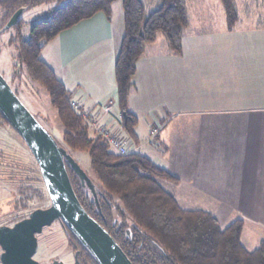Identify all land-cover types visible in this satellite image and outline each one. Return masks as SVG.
Wrapping results in <instances>:
<instances>
[{"label":"crops","instance_id":"crops-1","mask_svg":"<svg viewBox=\"0 0 264 264\" xmlns=\"http://www.w3.org/2000/svg\"><path fill=\"white\" fill-rule=\"evenodd\" d=\"M259 2L258 19L240 21L232 31L221 4L218 28L199 14L203 7H190L192 17L186 3L193 24L183 32L181 54H173L159 33L136 63L127 111L142 118L147 134L158 130L151 145L159 155L153 159L163 157L158 164L174 177L173 188L186 181L193 198L208 205L264 206V0ZM123 35V8L112 7L109 19L96 13L59 33L40 53L72 103L109 130L119 120L112 97ZM109 99L113 109L106 112ZM126 140L133 151L144 147Z\"/></svg>","mask_w":264,"mask_h":264},{"label":"trees","instance_id":"trees-1","mask_svg":"<svg viewBox=\"0 0 264 264\" xmlns=\"http://www.w3.org/2000/svg\"><path fill=\"white\" fill-rule=\"evenodd\" d=\"M115 1L0 0V34L13 31L9 39L14 48L13 77L18 80L20 73H25L31 82L42 87L62 125L61 141L53 137L58 146L68 155L71 150L88 154L90 172L86 174L94 185L96 199L94 194L92 198L83 196L77 177L67 167L80 204L112 236L132 264H264V240L250 251L240 244L241 221L222 227L210 213L177 207L171 191L162 185L165 180L175 179L158 164L159 158L150 159L126 145L129 153L118 155L100 136L92 135L90 124L96 121L84 115L79 107L72 108L71 92L40 59L44 46L62 31L96 13L109 19ZM219 1L226 15V29L232 31L240 22L237 1ZM254 2L260 4L259 0ZM121 3L124 35L114 64L116 92L112 98L123 121L125 116L127 127L128 122L135 121L127 111V103L136 63L145 46L161 33L168 49L180 55L182 35L189 20L186 0H121ZM45 5L50 6L48 11L36 20L21 21L25 11ZM18 9L23 12L17 23L6 29V23ZM12 90L18 97L16 88ZM3 122L8 124L0 113V123ZM67 232L81 249L78 257L82 263L97 264L77 238Z\"/></svg>","mask_w":264,"mask_h":264},{"label":"rangeland","instance_id":"rangeland-1","mask_svg":"<svg viewBox=\"0 0 264 264\" xmlns=\"http://www.w3.org/2000/svg\"><path fill=\"white\" fill-rule=\"evenodd\" d=\"M186 1L188 12L190 7L192 9L196 6L198 8L203 7V11L199 12V14L210 20L207 24L218 28L223 26L224 15L221 9L222 5L220 6L221 3H219L220 1ZM236 1L238 18L239 21H243V25H249L251 21L254 22L258 19V11L262 10L259 3H255L254 0ZM49 7V5H45L25 11L21 15V21L30 22L36 20L39 16L46 13ZM112 7L114 10L122 7L121 0H116ZM246 9H249V11L245 12ZM1 13L0 9V15ZM189 14L193 17L192 10H190ZM112 16L115 17L116 13H112ZM189 21L193 24L191 19ZM1 28L2 23L0 24ZM12 34L13 31L0 34V74L11 88H16L18 98L25 108L56 140L61 141L62 125L42 87L39 84L31 82L25 73H20L18 80L13 77V75L15 76V69L12 66L14 48L9 44ZM113 113L118 116L119 120L118 122L113 121L115 127L110 131H114L119 137H123L126 146H128L126 144V139L128 138L132 143V147L133 144H136L138 147L144 146L139 152L148 158L152 159L154 156L159 155L157 154L158 149H153L152 143H149L150 134H147V126L144 124L142 118L135 119L134 122H128V126L124 127L125 117L123 122L117 105H115ZM97 123L98 125L100 124L99 122ZM90 133L95 136L98 135L92 124H90ZM69 155L85 173L89 174L90 164L86 152L71 150L69 151ZM158 158L163 160L161 156H158ZM164 159L166 160L167 157L164 156ZM174 161L175 158L172 162ZM187 162H189V158ZM186 165L190 167L189 163ZM162 185L168 188L169 192L171 191L177 207L182 210H198L210 213L218 220L219 225L222 227H226L236 220L241 221L240 244L246 250L250 251L257 248L259 242L264 240V206L217 205V203L208 205L205 203V200L193 198L194 192L191 191V187L186 181H181L178 184L179 191L173 188L176 184L172 181L165 180L162 182ZM81 193L85 198L87 197L83 191ZM178 193L183 194V197H179ZM196 202L203 203L196 204ZM49 205L48 194L35 158L18 133L8 124L4 122L0 123V226H12L19 220L27 218L33 210L44 209ZM67 231L59 221H55L50 226L44 227L42 232L36 235L37 249L33 259L39 264H54V262L74 264V254L79 251V246Z\"/></svg>","mask_w":264,"mask_h":264},{"label":"water","instance_id":"water-1","mask_svg":"<svg viewBox=\"0 0 264 264\" xmlns=\"http://www.w3.org/2000/svg\"><path fill=\"white\" fill-rule=\"evenodd\" d=\"M22 12L23 9L15 11L5 28L14 26ZM0 113L35 158L50 201L47 208L33 210L27 218L12 226H0V263L39 264L33 259L37 249L36 235L44 227L61 221L97 264H132L112 236L82 207L71 185L67 167L77 177L81 187L93 189L91 179L25 108L1 74Z\"/></svg>","mask_w":264,"mask_h":264},{"label":"built area","instance_id":"built-area-1","mask_svg":"<svg viewBox=\"0 0 264 264\" xmlns=\"http://www.w3.org/2000/svg\"><path fill=\"white\" fill-rule=\"evenodd\" d=\"M71 106L73 109H78V105L75 103H72ZM112 109H113V101L109 99L105 103V110L106 112H109ZM92 126L94 127V130L97 132L98 136H100L108 144V146L112 149L113 152L121 156L127 155L129 153L125 146V142L123 138L112 133L110 130H108L104 126H101L100 124L98 125L97 122H94ZM157 133H158V130L156 128L151 129L149 132L150 134L149 143H152V145L155 144Z\"/></svg>","mask_w":264,"mask_h":264},{"label":"flooded vegetation","instance_id":"flooded-vegetation-1","mask_svg":"<svg viewBox=\"0 0 264 264\" xmlns=\"http://www.w3.org/2000/svg\"><path fill=\"white\" fill-rule=\"evenodd\" d=\"M82 190H83V192H84V194H86L88 197L90 196L91 198H92V195L94 194L93 192V190H94V188L92 189V188H89V187H87V186H84V187H82ZM61 224H62V222L61 221H59ZM78 248V247H77ZM78 252H75V254H74V264H82V262H81V257L79 258L78 256H79V254L81 253V249H80V247L78 248ZM54 262V261H53Z\"/></svg>","mask_w":264,"mask_h":264}]
</instances>
